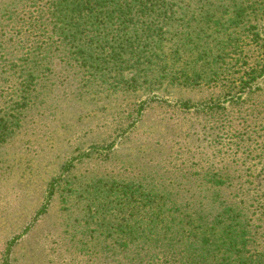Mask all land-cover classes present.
Wrapping results in <instances>:
<instances>
[{
    "label": "rangeland",
    "instance_id": "rangeland-1",
    "mask_svg": "<svg viewBox=\"0 0 264 264\" xmlns=\"http://www.w3.org/2000/svg\"><path fill=\"white\" fill-rule=\"evenodd\" d=\"M263 1L181 0V4L183 11L202 17L203 5L213 8L223 2L245 7L250 3L248 13L252 23L258 24L262 43L264 17L254 18L253 9ZM50 3L1 0L0 24L6 27L7 10L17 9L22 33L40 40L42 53L52 57V49L58 54L63 48L54 33ZM232 31L238 35L246 58L238 62L241 54L231 51L217 62L207 57L212 62L206 74L192 86L164 82L152 91L142 84L134 91H109L106 82L88 77L87 68L69 57L46 65L33 103L22 108L21 128L0 144V264L8 242L17 236L10 264H139L136 251L101 250L96 238L83 232L85 206L74 203L69 209V204H63V192H58L47 213L35 220L49 183L73 157H83L70 172L76 184L94 177L136 180L170 191L184 203L199 205L196 202L202 200L207 205L214 187L206 183L205 175L222 170L253 191L252 172L262 166L261 159L264 161V72L242 85L240 77L249 66L244 61L255 66L259 63L261 45L253 42L242 26ZM207 40L210 45L217 43L212 37ZM107 45L106 38L94 43L93 51L100 54ZM86 79H93V91L82 86ZM147 99L142 118L126 131L139 102ZM179 102L190 108L179 106ZM224 190L230 196L237 193L234 187Z\"/></svg>",
    "mask_w": 264,
    "mask_h": 264
},
{
    "label": "trees",
    "instance_id": "trees-1",
    "mask_svg": "<svg viewBox=\"0 0 264 264\" xmlns=\"http://www.w3.org/2000/svg\"><path fill=\"white\" fill-rule=\"evenodd\" d=\"M206 6L198 17L183 11L181 0H51L54 33L63 48L58 54L52 49V57L42 53L40 40L22 33L18 10H7L9 28L0 24V144L17 134L22 108L33 103L46 65L61 57L86 67L87 76L106 82L109 91H134L139 84L152 91L164 82L192 86L206 74L212 62L207 57L217 62L231 51L241 54L238 62L246 58L238 35L232 31L242 26L252 41L261 45L262 58L259 67L244 61L249 66L240 85L262 74L264 41L259 42L258 24L252 23L248 13L252 5L235 3L230 7L221 2L213 8ZM257 7L254 18L264 17V1ZM206 36L217 43L210 45ZM106 38L107 47L96 54L93 44ZM106 69L116 74L106 77ZM86 82L82 85L85 91H93V79ZM78 89L83 93L81 85ZM148 100L139 102L126 131L142 118ZM177 104L190 108L186 102ZM241 140L245 143V138ZM94 150L109 152L98 147ZM82 160L77 156L63 164L62 173L49 183L35 220L46 214L54 196L63 192V204H69V209L74 203L85 206L83 232L96 238L107 253L136 251L139 264H264L263 159L259 161L262 166L252 172L253 191L222 170L207 171L206 183L214 187L207 205L202 200L196 202L199 205L184 203L170 191L136 180L94 177L76 184L70 172ZM229 187L237 193L227 194L224 189ZM19 238L8 242L2 264L11 263L12 248Z\"/></svg>",
    "mask_w": 264,
    "mask_h": 264
}]
</instances>
